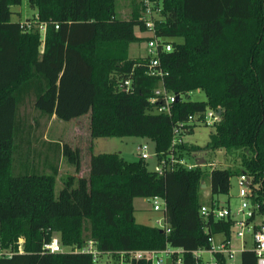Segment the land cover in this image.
Instances as JSON below:
<instances>
[{
	"label": "trees",
	"instance_id": "1",
	"mask_svg": "<svg viewBox=\"0 0 264 264\" xmlns=\"http://www.w3.org/2000/svg\"><path fill=\"white\" fill-rule=\"evenodd\" d=\"M22 1L0 0V247L16 250L0 256V264H95L80 250L88 239L104 250L183 247L187 263L195 264L190 252L208 247L210 235H232L234 218L201 214L203 204L231 206L219 195L230 193L238 174L232 168L211 169L205 203V166L176 164L160 174L148 159L101 152L92 154L89 176L69 175L56 196L60 167L49 152L44 163L52 172L29 169L32 125L20 108L30 98L44 116L70 120L90 113L93 138H146L159 159L174 149L176 125L191 133L203 123L189 115L221 110L206 145L184 141L175 147L177 157L237 151L260 204L257 215L264 217V0H153L160 9L156 33L172 43L160 54L164 85L178 95L171 114L156 111L150 101L161 80L147 71L150 56L129 55L130 43L141 39L136 29L147 30L140 0H132L127 19L117 16L116 0H28L36 10L28 24L12 18V6ZM127 78L132 87L124 90ZM198 89L206 100L184 97ZM45 143L80 170L79 147ZM16 161L24 173H14ZM136 197L164 199L170 230L138 222ZM56 232L71 249L44 252ZM20 236L23 252L17 251ZM239 264H257V255L244 250Z\"/></svg>",
	"mask_w": 264,
	"mask_h": 264
},
{
	"label": "built area",
	"instance_id": "2",
	"mask_svg": "<svg viewBox=\"0 0 264 264\" xmlns=\"http://www.w3.org/2000/svg\"><path fill=\"white\" fill-rule=\"evenodd\" d=\"M140 2L141 14L139 18L147 30L152 33L148 40L149 53L147 55L150 58L147 71L149 74L159 76L161 79L160 85L155 89L150 101L155 104L156 111L171 114L173 103L177 100L178 95L170 92L164 85L163 77L166 72L161 65L160 54L163 50H171L172 43L166 42L164 37H160L156 33V20L160 19V9L156 8V3L153 0H140ZM24 22L29 23L28 20ZM131 87V78L125 79L121 84V88L124 90H129ZM220 116V111L207 109L202 114L189 115L188 119L189 121L196 120L206 125H214L220 120ZM184 135L183 125L178 124L174 128L172 139L174 149L169 155H163L159 159L158 152L152 149L149 142L140 143L137 148L138 155L142 159L158 157L155 169L160 174L173 168L176 164H182L188 168L204 166L207 161L205 156L197 157L195 164H188L185 157H177L178 153L175 147L185 141ZM201 159H205V162L200 163ZM238 184L240 204L237 208L202 205L201 214L204 218L209 219L211 216L216 219L232 217L234 222L230 237L225 232L212 234L208 238L210 243L208 247H200L190 252L195 259V264H239L241 253L248 249L253 250L257 255V264H264V221L256 220L260 204L258 201L253 200L255 195L251 186V178L247 173L241 172L239 174ZM151 198L154 201V209L165 210L166 201L164 199L160 197ZM254 215H257L256 218H252ZM158 222L163 228H167V231L170 230L166 217L159 219ZM216 235H220L221 238L217 239ZM248 237L251 238V245H248ZM18 241L17 251L23 252V237L20 236ZM236 242H239V246L235 245ZM80 250L92 254L95 264H133L134 259H147L151 264H188L186 261L188 250L183 247L166 246L161 249L104 250L96 246L95 240L88 239ZM43 251L53 253L64 251L59 236L54 235L50 241H46L43 244ZM15 252L16 250L12 248L0 247V256H12ZM220 254H223V257Z\"/></svg>",
	"mask_w": 264,
	"mask_h": 264
},
{
	"label": "rangeland",
	"instance_id": "3",
	"mask_svg": "<svg viewBox=\"0 0 264 264\" xmlns=\"http://www.w3.org/2000/svg\"><path fill=\"white\" fill-rule=\"evenodd\" d=\"M132 9V0H116V11L119 18H130ZM12 10V18L14 20L21 19L26 21L36 13V10L30 6L28 0H23L21 4L13 5ZM136 34L140 36L141 39L130 43L129 55L130 57L146 56L149 53L148 40L152 33L148 30L142 31L140 29H136ZM178 40H182V38H178ZM184 97L191 100H206L207 95L204 90L198 89L190 92L189 95H184ZM20 113L24 116L27 122L32 125L30 132V137H32L30 145V155L32 157L30 159L29 166L30 172L35 171L34 169H37V171L40 172H52L49 170V166H45L46 164L44 163V155L47 152L50 154V161L59 164V173L56 176L55 183L56 196L64 186V183L69 175L73 174L75 176H89L90 158L92 154L101 152H119L127 160H136L139 158L137 148L140 143L149 142L146 138L140 136H112L93 138L91 136L90 113H85L70 120L60 119L56 115L51 117L44 116L39 110L35 108L34 100L32 98L28 99L24 104L21 105ZM213 130V125L200 124L195 128L194 132L185 134L184 140L187 143L205 146L209 141L210 134ZM46 141H59L61 144L68 143L73 147H79L81 159L80 170H77L76 166L69 162L68 157L65 156L62 151L60 154L57 151L56 146H52L51 148L45 143ZM38 152L41 153L39 157L37 156ZM201 156H205L207 159L206 164L204 165V168L207 172L204 182L206 183L207 187H202V202L208 203L210 200L211 169L215 167L232 168L233 170L237 171L238 174L233 175L231 178L232 186L230 193L228 195L220 194L219 199L222 201V203H226L229 200L231 208H237L240 204V197L238 194V178L242 171L238 152H228L225 149L199 152L197 156L191 155L190 157H187L188 164H195L197 162V157ZM148 161L150 168L156 167L157 161L155 157L149 158ZM16 162L14 166V173H24L25 170H18L17 167L19 166V161L17 164ZM44 168L46 170H43ZM160 203L163 205L162 202ZM153 205L154 201L152 198L136 197L134 199L136 220L140 223L162 227V225H160L158 222V219L165 218V213L163 210L154 209ZM256 220L260 222L264 221V217L258 215ZM55 235L59 236V233L56 232ZM217 238H220V236H217ZM248 245H251V238L249 237ZM62 246L64 250L71 249V246Z\"/></svg>",
	"mask_w": 264,
	"mask_h": 264
},
{
	"label": "water",
	"instance_id": "4",
	"mask_svg": "<svg viewBox=\"0 0 264 264\" xmlns=\"http://www.w3.org/2000/svg\"><path fill=\"white\" fill-rule=\"evenodd\" d=\"M220 113H221V110H220ZM204 162H205V159H201L200 160V163H204ZM202 187H206V183L205 182H203Z\"/></svg>",
	"mask_w": 264,
	"mask_h": 264
},
{
	"label": "crops",
	"instance_id": "5",
	"mask_svg": "<svg viewBox=\"0 0 264 264\" xmlns=\"http://www.w3.org/2000/svg\"><path fill=\"white\" fill-rule=\"evenodd\" d=\"M206 187H207V186H206ZM159 219H160V218H159ZM159 219H158V220H159ZM217 236H220V235H216V238H217ZM220 238H221V236H220ZM220 238H217V239H220ZM235 245H236V246H239V242H238V243L236 242Z\"/></svg>",
	"mask_w": 264,
	"mask_h": 264
}]
</instances>
